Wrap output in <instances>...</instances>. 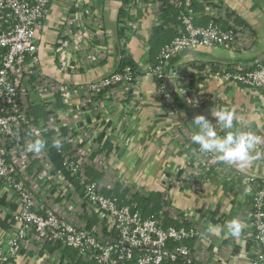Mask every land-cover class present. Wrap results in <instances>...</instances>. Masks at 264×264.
Listing matches in <instances>:
<instances>
[{
  "label": "crops",
  "instance_id": "crops-1",
  "mask_svg": "<svg viewBox=\"0 0 264 264\" xmlns=\"http://www.w3.org/2000/svg\"><path fill=\"white\" fill-rule=\"evenodd\" d=\"M193 1L205 9L194 13L198 25L205 26L208 17H216L242 31L234 47L197 48L194 54H179L171 60L166 83L179 107L177 114H170L151 78H144L128 99L117 92L121 102L99 105L72 91L118 71L124 57L119 39L122 19L129 31V56L140 69L152 66L160 52L150 44L154 30L162 24L157 7L129 8V0H52L37 33L35 60L24 58L14 70L21 103L29 107L33 121L24 141L8 147L9 159L34 195L36 209L52 212L73 226L106 235L114 224L96 212L86 197L83 178L65 165V156L83 163L85 177L97 180L102 192L116 191L128 201L135 195L158 196L161 217L165 215L170 226L184 223L195 231L187 246L197 264H250L255 236L249 217L250 193L264 181V94L216 75L234 67L264 64V0H211L213 11L206 7V0ZM69 20H73L70 37L63 35ZM176 70L182 71L183 79L174 77ZM38 73L55 84L50 106L36 91ZM222 108L234 112L232 131H244L259 140L243 166L220 161L216 153L201 151L191 140L197 131L192 122L198 115L213 124L218 136L229 131L211 114ZM36 139L46 142L40 153L27 150ZM54 141L61 143L63 154L53 147ZM20 212L18 195L0 180V245L4 249L20 229L16 220ZM232 220L242 224L239 238L226 235ZM13 261L95 264L78 261L77 255L74 259L37 237L22 244Z\"/></svg>",
  "mask_w": 264,
  "mask_h": 264
},
{
  "label": "built area",
  "instance_id": "built-area-1",
  "mask_svg": "<svg viewBox=\"0 0 264 264\" xmlns=\"http://www.w3.org/2000/svg\"><path fill=\"white\" fill-rule=\"evenodd\" d=\"M166 1L168 5L179 9L183 6L188 9L192 5L191 0H129L128 7L155 6L161 16ZM51 4L52 0H0V180L16 192L21 207L16 218L20 229L9 241L7 249L0 245V264H14L18 248L33 237L57 250H74L78 261L87 260L95 264H168L178 260L197 264L193 250L186 244V240L196 236L192 228L189 229L184 223L164 228L162 219H144L140 212H134L129 205H120L116 200L105 197L98 184L85 177V165L68 156L64 157L65 165L83 178L86 197L95 205L98 214L112 219L113 228L106 235H95L85 228L73 226L52 212L36 209L34 195L9 159L8 147L12 144L18 146L24 141L23 135L33 121L31 110L21 103V91L13 78L19 61L27 57L35 60L39 50L37 33L49 15ZM205 5L213 11L211 0H206ZM215 8L222 9L219 5ZM190 13V9L180 13L178 24L172 27L177 36L162 49L159 64L139 71L127 66L99 83L84 85L72 91L95 99L99 105L121 102L116 96L117 92L125 96L123 99H128L131 91L144 78H151L164 109L170 114H177L173 96L165 83L168 80L166 67L169 60L187 48L234 47L242 31L233 24L224 29L215 22H210L206 27L195 26ZM72 22H67L64 36L72 35ZM126 23V20H121L120 31H123L119 39L123 51L129 55ZM173 74L178 79L184 78L181 70ZM216 77L264 94V64L257 67H234ZM36 82L40 98L48 105L51 104L54 82L41 73H38ZM58 150L63 154L61 147ZM248 181L245 179L246 183ZM250 195L249 217L255 233L250 264H264V181L254 186ZM169 241L177 245L167 249Z\"/></svg>",
  "mask_w": 264,
  "mask_h": 264
},
{
  "label": "clouds",
  "instance_id": "clouds-1",
  "mask_svg": "<svg viewBox=\"0 0 264 264\" xmlns=\"http://www.w3.org/2000/svg\"><path fill=\"white\" fill-rule=\"evenodd\" d=\"M212 116L216 122L222 125L223 129L229 130L223 137L217 135L213 124L203 115L195 116L192 125L197 129L192 136L193 143L199 145V149L206 153H216L217 159L228 163H244L249 161L250 152L259 140L257 137L244 131H232L234 112L228 109L212 111ZM46 142L36 139L27 145V150L40 153L44 150ZM53 147H62L59 141L53 142ZM226 235L239 238L242 231V224L238 220H232L227 225ZM215 231V229H213Z\"/></svg>",
  "mask_w": 264,
  "mask_h": 264
},
{
  "label": "trees",
  "instance_id": "trees-1",
  "mask_svg": "<svg viewBox=\"0 0 264 264\" xmlns=\"http://www.w3.org/2000/svg\"><path fill=\"white\" fill-rule=\"evenodd\" d=\"M183 1H185V0H183ZM191 2H192V5L188 9L185 6H183L179 9V8H176L172 5H168V1H166V4H167L166 8L162 10L163 14L160 16V21L162 22V24L159 27H156V29L154 30V37H153V39H151V43H150L153 50H157V51L160 50L159 54L158 55L155 54V56H154L155 60L153 62V65L159 64L160 54H161L162 49L166 45L170 44L175 39V37L177 36V32L175 30L168 29V28H169L170 24H174V25L178 24V17L180 16L181 12H188V10L190 9L192 11V13H190L191 14L190 16H192V21H193L195 26L205 27L210 22H215L216 24L222 25L224 27V29L228 28V24H226L225 21H221L219 19H214V18H209V17L207 20V25H205V26L198 25L196 23L197 19H196L194 13L195 12L204 13L205 9L201 8L200 5L196 4V2L193 0H191ZM201 21H202V19H201ZM122 31H121V33H122ZM122 55H124V57L121 61V64H120V67L118 70H122V69L126 68L127 66L131 67L134 71L141 70L139 68V65L133 60V58L129 55H126V52L123 50H122ZM178 55H179V53L176 54L175 56H173L169 60L168 64L171 62V60L174 57H176ZM166 85L168 87V90L170 91L167 83H166ZM170 93L172 94L175 105L178 109L179 103L171 91H170ZM46 114H48V113H45V115ZM93 183L98 184V181L94 180ZM102 193L105 197L116 200V202L120 205H129L134 212H140L144 219H155V220L162 219L164 228H167L171 225V222L170 221L168 222L165 215H163L164 217H161L158 196H154L151 199H147V198H143L139 195H135L132 197V200L128 201V200H126L125 195L119 194L116 191H114V192L104 191ZM190 242H191L190 239L186 240V244L189 245ZM176 245L177 244L175 242L169 241L167 244V249H172ZM66 252L68 254H70L74 259L76 258L77 253L74 250L66 249ZM168 264H187V263L184 261L178 260V261L171 262Z\"/></svg>",
  "mask_w": 264,
  "mask_h": 264
},
{
  "label": "water",
  "instance_id": "water-1",
  "mask_svg": "<svg viewBox=\"0 0 264 264\" xmlns=\"http://www.w3.org/2000/svg\"><path fill=\"white\" fill-rule=\"evenodd\" d=\"M194 53H195V49L187 48V49H184V50L180 51L179 54H181V55H189V54H194Z\"/></svg>",
  "mask_w": 264,
  "mask_h": 264
}]
</instances>
